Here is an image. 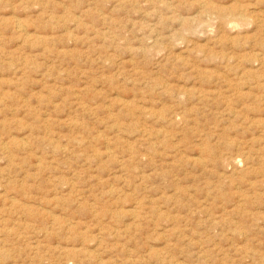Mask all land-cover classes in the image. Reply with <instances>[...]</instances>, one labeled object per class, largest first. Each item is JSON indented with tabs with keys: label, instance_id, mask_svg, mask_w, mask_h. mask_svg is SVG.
<instances>
[{
	"label": "rangeland",
	"instance_id": "374dc122",
	"mask_svg": "<svg viewBox=\"0 0 264 264\" xmlns=\"http://www.w3.org/2000/svg\"><path fill=\"white\" fill-rule=\"evenodd\" d=\"M0 264H264V0H0Z\"/></svg>",
	"mask_w": 264,
	"mask_h": 264
}]
</instances>
